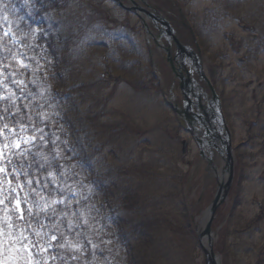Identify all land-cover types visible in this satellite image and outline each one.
<instances>
[{"label":"rangeland","instance_id":"374dc122","mask_svg":"<svg viewBox=\"0 0 264 264\" xmlns=\"http://www.w3.org/2000/svg\"><path fill=\"white\" fill-rule=\"evenodd\" d=\"M152 1L170 9L172 3L177 2V6L183 9L181 13L173 6L172 13L183 16L178 22L187 25L184 38L195 52L201 51L206 70L222 101L220 105L223 104L229 119L236 147V169L228 197L217 209L212 222L214 247L221 254V264H256L264 246V220L257 227L247 226L264 210V146L263 139H258L254 132L259 129L256 125L258 119L264 125V0ZM5 3L18 13L25 12L27 8L31 16L33 0H5ZM74 7L73 11H63V15L58 17L66 37L72 32L68 29L79 27L84 20L80 18H84L89 8L93 10L91 15L99 11L111 18L110 24H102V29L106 30L104 34L98 35L100 24L93 23L90 34L85 35L81 31L76 35L75 43L70 42L78 62V66L70 70L73 75L70 84L76 83L86 90L90 85H93L91 90L94 86L102 87V94L109 96L107 115L101 116L100 122L93 123L86 113L82 117L73 113H68V116L64 111L61 114L62 120L71 126L79 122L77 137L81 148L86 146L85 138L92 124L95 128L89 131L94 130L95 134L96 124L117 122L114 131L108 135L102 132L106 135L104 138L98 135L104 142L103 147L101 144L99 147L95 139L96 148L101 152L95 153L94 147L85 149L89 166L84 162L83 168L87 171L89 167L86 174L91 187L100 192L105 184L103 172H110L108 180H111L122 170L133 171L135 165L140 166L142 172H148L143 177L140 173V177L142 193L150 202L162 203L165 192L173 185L174 198L167 202H173L178 206L177 212H185L191 220L175 216V224H180L182 230L177 232L174 229L171 247H167L165 254H159V263L206 264L199 234L205 229V214L216 195L218 181L208 170V162L200 156V150H206L208 154L206 146L200 147L196 136L180 127L174 108H170V103L181 107L177 103L178 97L171 92L172 74L167 64L156 56L155 45L144 24L141 28L135 13L120 7L115 0H78ZM128 16L136 25L135 29L141 31V41L127 29ZM17 23L13 14L4 17L3 24L8 25L15 40L19 38L12 29ZM25 59L22 64L45 80V76H41V72L27 61L31 57ZM154 71L159 78L158 85H155ZM131 81L142 84V91L136 93ZM48 87L51 88L50 81ZM80 106L87 112V101ZM121 127L131 130V134L120 132ZM196 135L202 138L201 133L196 132ZM20 140L29 143L34 138L22 132L16 142ZM211 140H214L213 135ZM184 148L186 154L182 153ZM80 149L78 157L81 156ZM125 187L122 186L123 190ZM96 190L91 188V191ZM185 224L189 226L183 227ZM204 238L207 244L208 236L204 235Z\"/></svg>","mask_w":264,"mask_h":264},{"label":"trees","instance_id":"16d2710c","mask_svg":"<svg viewBox=\"0 0 264 264\" xmlns=\"http://www.w3.org/2000/svg\"><path fill=\"white\" fill-rule=\"evenodd\" d=\"M77 1L33 0L36 7L31 8L28 17L27 12L12 11L5 0H0V260L10 258L12 264H160L159 256L171 247L174 229L182 230L180 224H175V216L191 220L185 212H177L173 202H167L174 198V186H169L162 203L150 202L142 193L140 177V173L143 177L148 172L135 165L133 171L122 170L111 180L110 172H103L101 180L105 184L97 191L89 183V167L87 171L83 168L84 162L89 166L85 149L94 147L95 153L101 152L96 144L104 146L101 138L114 131L117 122L96 124L95 134L89 131L95 128L92 124L86 146L81 148L79 122L71 126L61 117L62 111L68 116L73 113L82 117L86 113L89 120L98 123L101 116L107 115L109 96L102 94V87L91 90L93 85L86 86L90 90L87 93L84 87L70 84V70L78 66L70 42L75 43L81 31L90 34L93 23L100 24V30H93L98 35L106 32L102 24H109L99 11L94 15L90 14L92 10L85 11L84 18H80L84 22L75 30L68 29L72 31L69 37L64 36L58 17L63 11H73ZM7 14L18 21L12 29L18 40L3 24ZM28 56L31 59L27 61L45 80L21 64ZM154 81L157 85L155 76ZM130 83L136 93L142 91V84ZM86 101L89 108L84 112L80 103ZM262 122L257 120L259 129L254 132L263 139L264 146ZM22 132L34 140L17 143ZM120 132L131 134L126 127ZM53 200L58 203L51 205ZM45 203L51 207L41 211ZM263 220L262 209L247 227H257ZM69 241L82 245V250L60 247ZM256 264H264V246Z\"/></svg>","mask_w":264,"mask_h":264},{"label":"flooded vegetation","instance_id":"af4514ba","mask_svg":"<svg viewBox=\"0 0 264 264\" xmlns=\"http://www.w3.org/2000/svg\"><path fill=\"white\" fill-rule=\"evenodd\" d=\"M131 1L135 3V6L133 7L132 4L127 6L128 11L137 14L141 22V28L142 7L159 15L172 27H170V31L161 21H153L151 19L149 23L151 32L149 35L155 45L156 56L163 61V64H167L169 72L172 74L171 92L178 97L179 101L177 103L190 116V119L177 116L180 127L185 130L190 129L195 135L196 132L204 135L205 127L211 128L210 131L214 140H211L210 145H206L208 154L203 153L208 162V170L216 177L222 170L225 171L227 167L230 149L227 136L230 144V140L232 143L233 135L227 122L223 104L220 105L222 101L218 97L215 98L211 86L204 76L200 74V70L203 68L206 75L212 80L210 73L206 70L204 57L201 51L195 52V48L191 43L185 40L184 34L187 32V25L178 22L182 18L172 13L173 6L178 8L181 13L183 9L179 5V7L177 6V2L172 3L170 6L172 9H170L167 5L159 4L152 0ZM172 2L174 1L172 0ZM133 25L136 28V25ZM138 35L140 37L141 31ZM175 35L179 37L178 39L184 48L179 46V42L174 37ZM148 43L150 45L149 37ZM157 72H160V70ZM204 115L206 117L203 119ZM199 116L202 118H199ZM196 136L198 140H202L198 135Z\"/></svg>","mask_w":264,"mask_h":264},{"label":"water","instance_id":"95a60500","mask_svg":"<svg viewBox=\"0 0 264 264\" xmlns=\"http://www.w3.org/2000/svg\"><path fill=\"white\" fill-rule=\"evenodd\" d=\"M155 19L162 21L160 17H154ZM177 113L181 116L183 115V111H180L179 109H176ZM186 117L188 114H186ZM190 116H188L189 118ZM185 151V148H184ZM228 173L229 176L225 179H221L218 184V191L216 193V196L214 197L211 205L206 211L205 217H207L205 220V229L202 233L199 234L200 242L203 247V250L206 255V264H221V254L215 250L214 247V239H213V231H212V222L214 220L215 214L217 209L224 203L228 197L230 188L232 186V182L234 179V158L231 154V151L229 149V163H228ZM204 235L208 236L207 244L206 239L204 238Z\"/></svg>","mask_w":264,"mask_h":264},{"label":"snow or ice","instance_id":"6c2138e0","mask_svg":"<svg viewBox=\"0 0 264 264\" xmlns=\"http://www.w3.org/2000/svg\"><path fill=\"white\" fill-rule=\"evenodd\" d=\"M21 64H22V61H21ZM16 146L19 147L18 144ZM0 171H3V169H0ZM41 200H43V197H41ZM60 202H62V201H60ZM0 203H3V201H0ZM56 203H58V201L53 200L51 202V205H55ZM19 205H20V202L17 201V207H19ZM51 205H49L48 203L43 204V206L41 207V211H46L48 208L51 207ZM84 223L86 224L87 220H85ZM52 239L55 240V239H57V237L53 236ZM66 246L71 247V248H73V249H75L77 251L82 250V245H80V244H72L70 241L67 244H65V245H60V247H66ZM93 247L95 248L97 246L93 245ZM43 250L46 251V249H43ZM0 264H12V260L10 258H5L3 260H0Z\"/></svg>","mask_w":264,"mask_h":264},{"label":"bare ground","instance_id":"6f19581e","mask_svg":"<svg viewBox=\"0 0 264 264\" xmlns=\"http://www.w3.org/2000/svg\"><path fill=\"white\" fill-rule=\"evenodd\" d=\"M258 258H259V256H258ZM258 258H257V259H258Z\"/></svg>","mask_w":264,"mask_h":264}]
</instances>
